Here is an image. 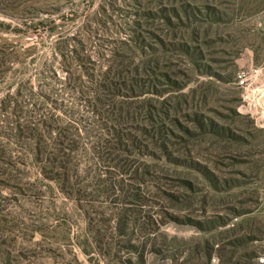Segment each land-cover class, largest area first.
Here are the masks:
<instances>
[{
    "label": "rangeland",
    "instance_id": "obj_1",
    "mask_svg": "<svg viewBox=\"0 0 264 264\" xmlns=\"http://www.w3.org/2000/svg\"><path fill=\"white\" fill-rule=\"evenodd\" d=\"M263 255L264 0H0V264Z\"/></svg>",
    "mask_w": 264,
    "mask_h": 264
},
{
    "label": "built area",
    "instance_id": "obj_2",
    "mask_svg": "<svg viewBox=\"0 0 264 264\" xmlns=\"http://www.w3.org/2000/svg\"><path fill=\"white\" fill-rule=\"evenodd\" d=\"M259 75V70L251 69L249 72L243 73L238 77V84L240 87L248 89L259 78ZM258 264H264V255L258 259Z\"/></svg>",
    "mask_w": 264,
    "mask_h": 264
}]
</instances>
